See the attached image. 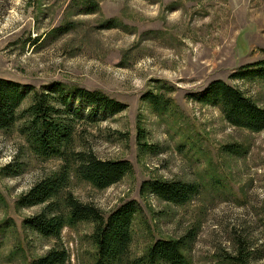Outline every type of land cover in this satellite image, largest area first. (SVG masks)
<instances>
[{"label":"rangeland","instance_id":"obj_1","mask_svg":"<svg viewBox=\"0 0 264 264\" xmlns=\"http://www.w3.org/2000/svg\"><path fill=\"white\" fill-rule=\"evenodd\" d=\"M110 20L119 26L107 28ZM262 58L264 0H0V78L39 92L58 82L99 90L126 104L115 115L78 120L74 144L129 160L132 171L103 190L73 175L68 190L105 217L138 201L133 256L156 239L191 233L184 251L193 264H230L238 239L253 247L248 264H264V130L235 127L219 108L191 98L222 79L264 107V82L231 78ZM148 93L161 95L168 110L153 107ZM31 102L32 95L21 109ZM71 108L92 116L78 101ZM19 125L0 130V264H31L57 245L69 252L66 264H92L91 222L65 227L60 240L24 226L42 206H20V198L62 161L36 156ZM7 165L18 173L8 174ZM155 179L199 189L175 204L141 192Z\"/></svg>","mask_w":264,"mask_h":264},{"label":"trees","instance_id":"obj_2","mask_svg":"<svg viewBox=\"0 0 264 264\" xmlns=\"http://www.w3.org/2000/svg\"><path fill=\"white\" fill-rule=\"evenodd\" d=\"M88 11V13H92ZM107 28L118 27L119 23L107 21ZM231 78L264 82V58L236 69ZM45 91H36L35 86L0 78V130L13 131L17 124L19 132L26 139L31 151L39 158L60 159L59 169L39 179L19 200L24 207L42 206L40 212L25 218L24 226L43 237L61 239L65 227L80 222L94 225L91 234L95 246L92 264H193L185 253L187 239L160 238L154 240L141 255L131 254L133 226L141 212L137 200L122 203L107 217L93 203L82 202L68 190L72 176L88 182L97 189H106L118 183L132 171L133 166L126 159H102L93 151L75 148L76 122L83 118L94 120L96 115L108 117L126 108V104L110 97L103 91L67 88L62 83H52ZM32 95L31 104L21 109L23 102ZM146 99L157 109L168 110V102L161 95L148 93ZM191 98L197 102L217 107L226 121L235 127L252 132L264 130V107L248 96L238 86L222 79H216ZM78 101L89 108L92 116H86L82 109H72ZM165 105L167 107H165ZM84 108V107H83ZM144 138L139 132V140ZM146 149L151 145L143 143ZM230 152H239L235 145H228ZM4 170L8 174L18 173L12 165ZM199 186L185 181L149 180L142 185L141 192H152L164 201L184 204L198 192ZM235 242V255H228L230 264H248L253 256L245 239ZM68 250L60 245L52 247L44 256L31 264H66Z\"/></svg>","mask_w":264,"mask_h":264}]
</instances>
